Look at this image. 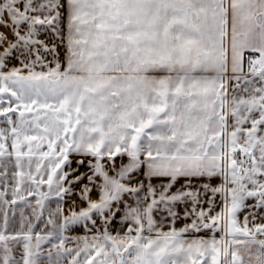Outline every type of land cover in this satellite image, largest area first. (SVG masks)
I'll return each mask as SVG.
<instances>
[{"label":"snow or ice","instance_id":"snow-or-ice-1","mask_svg":"<svg viewBox=\"0 0 264 264\" xmlns=\"http://www.w3.org/2000/svg\"><path fill=\"white\" fill-rule=\"evenodd\" d=\"M46 32L63 61L39 39ZM5 95L0 158L47 165L13 173V198L0 191V203L36 195L39 220L44 201L58 200L35 243L31 222L0 232V264H42L43 244L47 264H264V0H0V105ZM25 177L35 189L22 193ZM65 195L79 196L67 214ZM121 211L125 231L113 234ZM74 225L95 234L66 236ZM206 230L209 239L187 238ZM21 239L17 261L8 241Z\"/></svg>","mask_w":264,"mask_h":264},{"label":"rangeland","instance_id":"rangeland-1","mask_svg":"<svg viewBox=\"0 0 264 264\" xmlns=\"http://www.w3.org/2000/svg\"><path fill=\"white\" fill-rule=\"evenodd\" d=\"M39 39L45 41V43H47L49 47H51L53 44H55L57 46V51L60 53V59H61L63 47L61 46L62 45L61 41L59 39H56L53 33H51V32L42 33L39 36ZM43 55H45L47 57V60H49V61L52 60L51 54L43 53ZM12 66L18 67L19 62L15 59L12 60L9 67H12ZM37 70H39V68H37ZM3 98H4V104L0 105V107H7L9 99L6 96H4ZM13 106H15V104H13ZM9 115L11 116V113H9ZM4 121H5V117L0 116V129H9L11 126L6 124ZM4 143H5V147L7 149V152H11L10 150H11L12 138L10 135H9L8 139L6 141H4ZM9 159H14V158L12 156H7V155L0 158V191L6 192V195L3 199L11 201L13 198L12 197V190L14 187H16V180L20 179V177H14L13 173L22 170L25 174H27L29 171H31L33 174H35L36 169L33 168V166L30 169H29V167H25V166H23L22 169H18L16 166L12 165L9 162ZM70 159L73 160V167L75 168L76 167V166H74L75 158L70 156ZM80 171L81 172L87 171L86 166L81 167ZM44 172H45V169L42 167L41 173L43 174ZM5 173H6V175H4ZM26 181H27V179L25 177V183L21 185V192L22 193L25 192V190L29 187L35 189V185H32L29 181H27V182ZM41 190L47 192V185L42 186ZM75 191L78 193V191H79L78 187L75 189ZM92 197H94L93 199L97 198L95 192H93ZM38 198H39L38 196L33 195V196H26L25 200H17L16 204L4 205L3 203H0V232H4L5 235H15L16 233H19L21 231L26 232L27 231V225L29 222H31L32 224H34V227H33V243H35V233L39 232V233L43 234L45 232L51 231L52 226L48 225L47 227H45V225H46L48 217H49V210L54 211L57 207L58 198L52 197L48 200H45L44 201V211L40 215V219L36 220L35 216L33 215V209H37V211H39V206L36 204V200ZM73 201L79 202V196L73 195V196L69 197V196L65 195V198L61 203L65 209H68L72 205ZM85 206L86 205L81 203L80 207H85ZM5 212L7 213V227H6V229L4 226V224H5L4 223ZM21 213H23V216L25 218L23 221V223H24L23 229H21V222H22ZM96 219L98 222H100L98 217H96ZM117 219L120 220L119 215H117ZM56 222H57V224L60 223L59 217H56ZM114 224L116 225L117 221L115 223L113 222V224L110 228L113 227V229H114V227H116ZM118 225H120V223H118ZM198 238L209 239L208 237H198ZM189 239H191V238H189ZM8 244L13 249V255L16 258V260L20 261L22 258V254H23V248H22L23 240L21 239L19 242L8 241ZM49 247H50L49 244H43L41 246V248H42V253H41L42 264H47L46 257L48 255L47 249Z\"/></svg>","mask_w":264,"mask_h":264},{"label":"crops","instance_id":"crops-1","mask_svg":"<svg viewBox=\"0 0 264 264\" xmlns=\"http://www.w3.org/2000/svg\"><path fill=\"white\" fill-rule=\"evenodd\" d=\"M61 46L63 47V45H61ZM62 49H63V52H62L61 61H63V58H64V47H63ZM5 96H6V95H5ZM6 97L9 99L8 96H6ZM3 99H4V98H3ZM18 115H19L18 112H17V113H11L12 119H13L14 121L17 120ZM26 115L31 116L30 113H26ZM33 143H35V142H33ZM23 150H24L25 152L27 151V146H26V145L23 146ZM10 151L13 152L12 144H11V150H10ZM35 151H36V150L34 149V152H35ZM38 151H39V152L47 151V143L45 142L43 148L39 149ZM236 156H237L238 159H242V158H243V157H241V155H240L239 152H237ZM12 157H13L14 159H9V162H10L12 165L16 166V157H15V155H12ZM28 160H29V157H28V156H24V157L22 158V164H23V166L28 167ZM31 160H32V165H31V167L33 166V168L36 169V164H37L38 161H40V157H39L38 155H33V156L31 157ZM9 162H8V163H9ZM40 162H42L44 165H47V160H42V161H40ZM10 163H9V164H10ZM11 164H10V165H11ZM74 166H76V162H75V161H74ZM134 175H135V174H134ZM139 178L142 179V177H139ZM26 182H27V181H26ZM135 182H136V180L133 179L132 183L135 184ZM206 182H208V181H206V180H201V181H199V182H195V181H194V184H195L196 187L198 188V187H199V184L206 183ZM153 183H154V185H159V184H160V181H159V180H154ZM183 183H184V181H183V179H181V180L177 183V185L175 186V188L173 189V191H175L176 188H179L180 185L183 184ZM220 183H221V179H220V178H214V179L211 181V184H212V186H214V187H215V186H218ZM22 188H23V187H22ZM211 195H212V194L209 192V193H208V197H211ZM208 197H205V199H207ZM92 198H94V197H92ZM130 202H131V200H130ZM246 203H248L249 205H251V204L254 203V201H253V200H248ZM216 204H217V211H218V210H219V207H220V205H221V199H220V195H219V194L216 195ZM79 206H81V204H79ZM204 207L206 208L207 205L205 204ZM64 210H65V214H67L68 209H65V208H64ZM178 210H180V211L182 212V211H183V206H180V208H179ZM247 214H248V209H246L244 212H241V213L239 214V220H240L241 223H243L244 216L247 215ZM118 215H119V216H122V215H123V211H121L120 214L118 213ZM261 216H264V210H261L260 213H258L257 218H256V220H255V223H256V224L264 223V219H261ZM156 219L159 220L160 217H159V216H156ZM116 221H117V224H116V225L114 224L116 227H114V229H113V227H112V228H110L109 230H110L113 234H115L116 232H120L121 234H123V232L125 231L126 226H125V227H121V225H118V223H119V219H116ZM116 221H114V223H115ZM249 221H252V217H251V216H249ZM99 223H100V222L97 221V226H99ZM183 223H184L183 220L178 221L177 224H176V227H177V228L182 227V226H183ZM117 225H118V226H117ZM4 226H5V224H4ZM111 226H112V225H111ZM249 227H252V223H251V222H250V224H249ZM164 230H167V226H165V229H164ZM94 234H95V229H92L91 231H86L82 225H74V226L70 227V228L66 231V233H65V235L68 236V237H84V236H86V235L90 237V236H92V235H94ZM220 235H221V233H219V232L216 233V237H217V238H219ZM211 236H212V233H211L210 230L201 231V232H199V233H190V234H188V238H198V237H208V238H211ZM66 247H68V248H75V247H77V244H76L75 242H68V243L66 244ZM63 264H68L67 260H64V261H63Z\"/></svg>","mask_w":264,"mask_h":264}]
</instances>
